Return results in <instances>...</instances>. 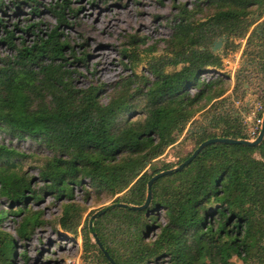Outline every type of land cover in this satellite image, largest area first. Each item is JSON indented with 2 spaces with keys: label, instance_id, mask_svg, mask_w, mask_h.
Segmentation results:
<instances>
[{
  "label": "trees",
  "instance_id": "1",
  "mask_svg": "<svg viewBox=\"0 0 264 264\" xmlns=\"http://www.w3.org/2000/svg\"><path fill=\"white\" fill-rule=\"evenodd\" d=\"M202 1L208 12L201 18L195 17L196 6L178 4L163 51L146 57L142 71L118 76L108 89L72 81L69 62L83 55L72 54L60 31L67 24L64 11H74L68 0L49 6L55 22L47 30L37 27L31 41L6 28L0 17V43L7 49L0 55V132L9 140L28 137L48 152L37 165L38 184L23 168L22 158L29 154L0 142V199L5 202L0 264L14 262V238L1 228L3 221L16 217V235L26 238L44 222L29 202L45 193L66 199L56 223L65 232H79L83 250L96 249L102 264H146L156 258L163 264H235L233 255L243 264H264V133L255 145L210 142L180 169L155 178L144 208L117 204L142 203L147 179L172 166L157 164L156 157L183 131L192 147L176 164L205 138H245L240 116L224 95L222 74L201 75L221 64V55L210 49L212 41L225 34L224 47L236 46L229 38L246 35L251 13L264 0ZM36 9L31 4V11ZM30 26L20 29L27 32ZM256 27L247 33L244 49L252 68L236 74L231 92L233 99L242 97L243 81L254 78L264 104V18ZM122 53L128 62L137 61L133 53ZM203 109L208 120L188 127ZM83 179L96 193H119L91 224L90 219L81 222L80 207L72 200L73 185L83 186ZM156 209L164 219L156 235L145 240L149 212Z\"/></svg>",
  "mask_w": 264,
  "mask_h": 264
},
{
  "label": "rangeland",
  "instance_id": "2",
  "mask_svg": "<svg viewBox=\"0 0 264 264\" xmlns=\"http://www.w3.org/2000/svg\"><path fill=\"white\" fill-rule=\"evenodd\" d=\"M1 1V22L6 28H14L15 34L23 36L26 41L32 40L37 27L40 30H47L55 22L49 6L56 0ZM180 3L189 8L196 6L197 18L208 12L202 0H68V6L74 8V11L68 9L64 11L67 24L61 26L60 31L72 47V54L76 57L83 55L82 59H71L69 62L73 83L77 86L99 84L108 89L111 81L130 69L142 71L146 57L163 51V40L171 31L172 19ZM31 4L36 6L35 11H31ZM251 16L254 21L248 32L253 28L257 29V24L263 20L264 5L259 10L254 9ZM27 23L31 24L27 32L21 31ZM2 34L0 25V36ZM132 35L134 41L130 42ZM246 35L241 38H229L236 43L234 47L229 43L224 47L226 40L224 38L216 49V53L221 55L220 66L208 69L201 75L203 78H209L222 74L224 85L227 87L224 95L230 99L233 109L239 114L244 129V124L253 120L264 109V104L257 97L258 89L254 78L243 81L246 92L242 97L237 99L232 97L231 88L236 74L245 68L251 69L253 64L246 61L247 54L244 51L248 48ZM124 46L125 51L122 49ZM151 47L154 48L152 51L149 50ZM6 52L5 45L0 43V55ZM122 52L133 53L137 61L128 62ZM258 105L261 107L256 110ZM208 117L206 110H200L194 114L193 121L187 126L194 127L199 122H206ZM183 135L184 131L174 143L163 149L156 157L157 164L170 162L173 167L178 158L190 150L192 142L184 139ZM0 142L13 145L16 149L29 154L22 158L23 168L28 174L33 175L39 184L36 180L37 165L39 159L48 153L47 150L28 137L9 140L8 136L1 132ZM83 182V186L75 184L72 187V200L80 207L81 222L89 220L91 213L109 204L119 194L96 193L88 189L86 179H83ZM65 200L53 198L50 193L43 194L38 200H31L29 205L41 211L44 222L37 225L26 238H19L16 235V217L8 215L5 218L1 228L14 238L13 264H102L95 255L96 249H93L92 253L83 250L79 232L77 234L65 232L56 223L60 203ZM4 205L5 202L0 199V207ZM149 215L148 227L143 232L145 240H150L156 235L158 223L164 219L161 209L150 210ZM231 260L235 264H243L234 255ZM146 264H163V259L156 258Z\"/></svg>",
  "mask_w": 264,
  "mask_h": 264
},
{
  "label": "water",
  "instance_id": "3",
  "mask_svg": "<svg viewBox=\"0 0 264 264\" xmlns=\"http://www.w3.org/2000/svg\"><path fill=\"white\" fill-rule=\"evenodd\" d=\"M225 38V34H222L221 36H219L217 39H214L211 43L210 49L213 52H216V49L220 46L221 42L224 40ZM263 133H264V109L262 112V116H261V123H260V127L258 130V133L256 134V136L253 139H246V138H234V137H229V136H212V137H208L203 139L202 141H200L193 149L192 151L188 154V156H186L183 160H181L180 162H178L175 166L173 167H169V168H163L155 173H153L146 181V193H145V197L144 200L142 201V203L140 204H127L124 202H117V204L122 205V206H127L130 208H134V209H142L144 208L147 204L148 201L150 199V195H151V191H150V185L151 182L157 178L158 176H161L163 174L169 173L171 171H175L180 169L182 166H184L185 164H187L195 155L196 153L206 144L210 143V142H228V143H246L249 145H255L257 143H259L263 137ZM101 212V210H98L94 213H91L90 215V220H89V224H91V219L96 215V213ZM92 234H94V232H92ZM98 246H100V243L98 241L97 238H95ZM103 253L108 257L107 253L105 250H103Z\"/></svg>",
  "mask_w": 264,
  "mask_h": 264
},
{
  "label": "built area",
  "instance_id": "4",
  "mask_svg": "<svg viewBox=\"0 0 264 264\" xmlns=\"http://www.w3.org/2000/svg\"><path fill=\"white\" fill-rule=\"evenodd\" d=\"M260 107L261 106L258 105L256 107V110H259ZM262 112L263 111H260V113L256 115L253 120H251L250 122H246V124H244L245 125L244 133H245L246 139H249V140L253 139L258 133L260 123H261Z\"/></svg>",
  "mask_w": 264,
  "mask_h": 264
}]
</instances>
